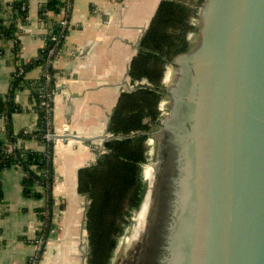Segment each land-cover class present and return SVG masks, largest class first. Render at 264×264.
Returning a JSON list of instances; mask_svg holds the SVG:
<instances>
[{
    "label": "water",
    "instance_id": "obj_1",
    "mask_svg": "<svg viewBox=\"0 0 264 264\" xmlns=\"http://www.w3.org/2000/svg\"><path fill=\"white\" fill-rule=\"evenodd\" d=\"M197 16L160 126L177 155L171 264H264V0H203Z\"/></svg>",
    "mask_w": 264,
    "mask_h": 264
},
{
    "label": "crops",
    "instance_id": "obj_2",
    "mask_svg": "<svg viewBox=\"0 0 264 264\" xmlns=\"http://www.w3.org/2000/svg\"><path fill=\"white\" fill-rule=\"evenodd\" d=\"M16 1L27 4L28 21L19 23L16 39L0 38V96L8 93L16 68L38 55L50 23L62 18L54 12L42 18L40 10L46 0H0V6ZM160 2L73 0L69 31L53 64L59 72L53 127L58 134L67 131L71 137L54 147V227L40 264L62 263L61 259H51L52 241L60 233L79 234L84 226L87 228L89 197L78 191L79 171L96 162L100 147L111 136L109 123L121 94L138 84H148L145 80L132 84L130 67ZM8 20L6 17L5 22ZM41 74L40 68H34L26 78L36 81ZM16 101L22 107L13 117L16 133L36 129L31 90H19ZM4 128L5 120L0 117L2 135ZM21 142L27 148H44L34 138ZM23 176L24 171L17 166L0 172V264H26L38 251L34 243L42 225L38 209L47 205V197L27 196Z\"/></svg>",
    "mask_w": 264,
    "mask_h": 264
},
{
    "label": "trees",
    "instance_id": "obj_3",
    "mask_svg": "<svg viewBox=\"0 0 264 264\" xmlns=\"http://www.w3.org/2000/svg\"><path fill=\"white\" fill-rule=\"evenodd\" d=\"M201 2L203 0H197L192 5L185 0H161L130 67L132 84L143 80L148 84H138L134 90L121 94L110 119L112 137L105 142L106 151L95 163L79 171L78 191L90 200L87 209L89 264H109L129 217L144 200L147 182L143 170L148 160L150 132L159 125V104L165 95V68L177 54L193 47L198 33L194 19ZM69 3L72 6L73 0H46L40 15L45 18L47 13L54 12L64 17L63 10ZM6 17L9 22H5ZM27 21L26 3L16 1L6 7L0 6V38L16 39L19 23ZM60 21L50 23L38 55L16 68L8 93L0 96V117L5 120L4 134L0 133V172L12 166L20 167L24 171L26 195L47 197V205L38 209L42 225L36 236L43 237L45 243L54 227L56 206L54 144L45 139V133L54 129L52 95L59 73L52 63L55 54L50 56L49 53L54 49L57 56L69 31ZM190 34L193 35L190 37ZM34 68H40L42 74L38 80L29 81L26 76ZM24 87L32 92L37 128L16 133L13 117L22 111L16 94ZM30 138L37 139L44 148L25 147L21 141ZM44 249L45 245L36 257H29L26 264H39Z\"/></svg>",
    "mask_w": 264,
    "mask_h": 264
},
{
    "label": "flooded vegetation",
    "instance_id": "obj_4",
    "mask_svg": "<svg viewBox=\"0 0 264 264\" xmlns=\"http://www.w3.org/2000/svg\"><path fill=\"white\" fill-rule=\"evenodd\" d=\"M173 81L165 90L170 105L169 112L166 114L167 116L172 107L168 89L173 84ZM160 126L161 122L156 132H150L152 135L155 134L158 139L160 138L158 150L160 151L159 159L161 161L158 160L156 162L157 166L153 181L155 183L156 174H159V182L157 179L158 187L155 188L153 198H151L152 203L148 202L149 196L146 197L138 216V224L135 228L134 236L128 243L129 246L135 244L138 247L135 250V262H131L130 264H171V256L175 254V249L171 242V232L174 198L176 195L177 155L173 134L167 130L165 131V128L160 132ZM153 189L154 186L152 184Z\"/></svg>",
    "mask_w": 264,
    "mask_h": 264
},
{
    "label": "rangeland",
    "instance_id": "obj_5",
    "mask_svg": "<svg viewBox=\"0 0 264 264\" xmlns=\"http://www.w3.org/2000/svg\"><path fill=\"white\" fill-rule=\"evenodd\" d=\"M185 1H186V3H190L192 5H195L197 3V0H185ZM201 4H202V2H201ZM200 5L198 7H200ZM194 22L197 23V26L199 25V20H198L197 16H196ZM197 38H198V36L196 37V40H197ZM168 68H169L168 77L165 80L163 79L164 92H165L166 88L174 80L175 73L177 70L176 67H173L172 65L169 64L165 68L164 76H165V73L167 72ZM146 85H147V83H146ZM161 101H163L161 109L163 110L164 115L161 116V113H160L159 124L167 116L166 114H167V112H169V108H170L169 107L170 105L168 103L169 98L166 94L163 96ZM159 112H161L160 109H159ZM158 126H154L151 132H156L158 130ZM110 137H112V135ZM150 138H151L150 142L152 143L151 144L152 148L150 150V153L148 154V160L146 161V163L144 165V170H143L144 181L147 182V190H146V193L144 196V200H143L141 206L137 210H134L132 212L131 216L129 217L127 224L124 227V231L122 232L121 236L118 239L117 246H116V248L112 254V257L110 259L109 264H127V263L130 264L131 262L134 263L135 259H136V258H134L135 257V250L138 247L135 246V244L129 246L128 243L130 242V240L134 236L135 228L138 224L139 213L141 212L142 205H143L146 197L149 196L148 194L150 192V188L152 187V185H151L152 183H151L150 179H147L145 177V171L150 167L156 168V166H157L156 162H158V160H160L159 159L160 151L158 150L160 138L158 139V137L155 134L154 135L150 134ZM100 148H101L100 152L103 151L104 149L106 151V148H105V146H103V144ZM99 154H102V153H99ZM158 175L159 174H156L155 183H153L154 189L152 190V195H150V198H153L155 188L158 187V182H159V176ZM157 179H158V182H157ZM151 203H152V199H151ZM89 204H90V200H89ZM86 213H87V211H86ZM85 218H86L85 222L87 225V214L85 215ZM52 245H53L52 249L51 250L49 249L51 259H61L62 260V263H56V264H89L88 260H89V256H90V245H89V239H88V231H87V228L85 226L79 234L74 233V234H69L68 236H65L64 234L60 233L55 238V240L52 241ZM46 248L48 249L47 243H45V249Z\"/></svg>",
    "mask_w": 264,
    "mask_h": 264
},
{
    "label": "built area",
    "instance_id": "obj_6",
    "mask_svg": "<svg viewBox=\"0 0 264 264\" xmlns=\"http://www.w3.org/2000/svg\"><path fill=\"white\" fill-rule=\"evenodd\" d=\"M71 5H70V3L67 5V7L63 10V15H64V17H62L61 18V21H60V23H61V25L62 26H67V27H69V13H70V7ZM198 17V16H197ZM195 20V19H194ZM195 24L197 25V23L195 22ZM198 27V26H197ZM193 34H190L189 36L191 37ZM50 56H53L54 54H55V58H56V53H55V51H54V49H52L51 51H50ZM55 58L52 60V63L54 64V61H55ZM168 70H169V68L167 69V72L165 73V76H164V80L165 79H167V77H168ZM48 76V78H49V75H47ZM58 85L56 84V89L53 91V95H52V97H54V95L57 93V91H58ZM162 103H163V101H161L160 102V104H159V109H160V113H161V116H163L164 115V112H163V110L161 109V107H162ZM67 133V134H66ZM70 137H71V135L70 134H68V132L66 131L65 133H61V134H58L54 129L53 130H51V129H49L46 133H45V139L48 141V142H53V144H54V147H55V145L57 144V142H59L60 140H62V139H65V140H68V139H70ZM151 139V138H150ZM149 139V141H148V145H149V147H150V149H149V153H150V150H151V148H152V143L150 142L151 140ZM10 150H12V147H10ZM105 151V149L103 150V151H101L100 153H103ZM39 229V228H38ZM36 238V237H35ZM36 245H37V248H38V251H37V253L34 255L35 257L38 255V253H39V251L41 250V248L45 245V241H44V239H43V237H39V238H36V243H35ZM37 264V263H36Z\"/></svg>",
    "mask_w": 264,
    "mask_h": 264
},
{
    "label": "bare ground",
    "instance_id": "obj_7",
    "mask_svg": "<svg viewBox=\"0 0 264 264\" xmlns=\"http://www.w3.org/2000/svg\"><path fill=\"white\" fill-rule=\"evenodd\" d=\"M176 76V75H175ZM174 82V81H173ZM212 159H213V153L211 154V156H210ZM212 159H211V161H212ZM192 169H194V167L192 168ZM155 172H156V168H152V167H150L149 169H147L146 171H145V177L147 178V179H150V181H151V183L153 184V181H154V176H155ZM151 184V185H152ZM188 192H189V194H191V188H190V184H189V190H188ZM150 195H152V187H151V189H150V192H149V200H148V202H151V198H150ZM150 204V203H149ZM181 204L186 208V209H188L189 207H190V201H188L187 202V200H186V198H185V202H181ZM194 204V205H193ZM194 206V210H195V213H196V226H198L199 228L201 227V225L203 224V225H205V223H206V227L207 228H210V225L208 224V222H206V218H207V215L203 212V211H201L200 210V208H199V206H198V204H197V202H194V200L192 201V203H191V206ZM185 208H183V210L185 209ZM147 213V212H146ZM137 227V226H136ZM190 227H191V225H190ZM195 225L193 224V229L195 230ZM188 231V229H187V227L186 226H183L181 229H180V233L181 234H184V233H188L187 232ZM180 233L179 232H177L176 234H177V236H176V234H174L173 235V237L175 238V239H177V237L179 238L180 237ZM175 239H173L174 241H175ZM174 244V246H175V242L173 243ZM208 245V244H207ZM208 250H209V247H208ZM208 254V253H207ZM207 254H205V255H207Z\"/></svg>",
    "mask_w": 264,
    "mask_h": 264
}]
</instances>
